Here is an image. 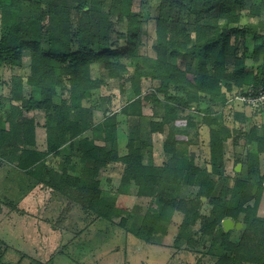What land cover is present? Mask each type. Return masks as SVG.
<instances>
[{"label": "trees", "instance_id": "16d2710c", "mask_svg": "<svg viewBox=\"0 0 264 264\" xmlns=\"http://www.w3.org/2000/svg\"><path fill=\"white\" fill-rule=\"evenodd\" d=\"M143 2L0 0V70L10 72L1 82L7 93L0 95V159L66 196L68 210L83 201L84 209L105 219L121 210L102 197L99 176L109 165L123 163V184L156 201V210L148 209L141 219L138 238L150 242L179 212L176 242L204 246L206 237H215L209 252L215 251L216 264H264V217L257 214L264 172L255 183L222 175L223 145L230 135L225 127L209 131L213 173L179 158L176 149L194 141L198 122L191 107L203 111L201 104L264 88V0H158L153 15L141 12ZM145 40L147 52L141 50ZM25 53L26 76L20 72ZM112 83L131 100L121 114L109 112L96 121L111 103L105 92ZM148 101L163 108L149 126L157 136L167 131L163 148L172 156L169 163L153 164L149 154L143 162L150 146L136 128L121 155L120 117L141 116ZM36 112L43 113L44 151L36 148ZM257 114L261 130L253 127L247 138L264 153V111ZM61 149L60 171H44V158ZM67 167L77 170L71 175ZM250 170L257 173L251 164ZM185 186H197L196 196H182ZM203 198L211 206L208 214L201 212ZM226 218L242 223L235 243L222 227Z\"/></svg>", "mask_w": 264, "mask_h": 264}, {"label": "rangeland", "instance_id": "374dc122", "mask_svg": "<svg viewBox=\"0 0 264 264\" xmlns=\"http://www.w3.org/2000/svg\"><path fill=\"white\" fill-rule=\"evenodd\" d=\"M157 5L158 0H144L140 10L143 14L153 15ZM144 43L146 45V40ZM145 45L141 50L147 52ZM29 64V56L25 53L20 71L24 76L29 72ZM179 65L182 66L181 63ZM9 75V71L0 70V95L7 93L1 82L7 80ZM239 94L243 93H236L224 103L216 101L211 105L201 104L203 111L197 112L191 107L189 114L198 122L194 141L188 145L178 144L177 155L179 158L192 160L193 165L201 171L213 173L209 131L225 127L230 135L223 145L222 175L255 183L260 173L264 172V153L256 152L253 141H248L247 135L253 127L261 130L262 116L257 114V109L240 103L242 95ZM105 95L111 97V103L99 111L96 120L99 122L109 112L121 114V109L131 100L128 92L121 96L114 83ZM142 112L141 116L123 114L120 117L121 155L127 154L128 136L131 129L136 128L140 129V137L150 146L149 153L146 151L144 154L143 162L147 164L150 159L153 164L163 161L169 163L172 156L163 148L167 131L157 136L150 132L149 126L151 117L162 116L163 108L148 101L143 104ZM235 112L244 113V120L235 119ZM207 116L216 122H204L203 118ZM157 120L159 118L154 117V121ZM35 122L36 148L44 151L46 145L42 112L35 113ZM88 135L90 136L89 133ZM77 141L75 139L76 144ZM62 149L57 156L48 155L44 158V171H60V165L65 159ZM148 154L151 156L149 159ZM239 163L241 169L235 172ZM250 164L254 170L257 169V173L251 174ZM68 167L72 168V165ZM68 170L72 175L77 169L74 172L70 168ZM123 173L124 164L115 163L109 165L99 176L102 197L111 198L121 210L117 215L113 213L110 219H105L84 209L83 201L75 203L73 210L72 207L68 210L69 199L66 196H61L49 185L30 176L27 171L18 169L15 163L0 159V264H216L218 257L215 251L212 254L209 252L215 237H206L204 246L195 247L184 241L176 242L182 223V214L179 212H175L172 221L166 223V231L155 233L150 242L138 238L136 232L141 219L148 209L156 210V201L140 196L136 186L123 184ZM217 177L216 174L213 175L214 179ZM197 190V186H185L180 194L195 197ZM259 199L257 214L264 217V190ZM203 201L201 212L208 214L211 206L206 199L203 198ZM254 201L253 198L249 202L251 207H254ZM239 237V231L231 230L228 241L235 243ZM219 240L217 238V244Z\"/></svg>", "mask_w": 264, "mask_h": 264}, {"label": "built area", "instance_id": "2783aa9c", "mask_svg": "<svg viewBox=\"0 0 264 264\" xmlns=\"http://www.w3.org/2000/svg\"><path fill=\"white\" fill-rule=\"evenodd\" d=\"M242 95V94H239ZM239 99L242 103H246L252 109L264 111V88L260 87L258 90L250 91L247 95H242Z\"/></svg>", "mask_w": 264, "mask_h": 264}, {"label": "water", "instance_id": "95a60500", "mask_svg": "<svg viewBox=\"0 0 264 264\" xmlns=\"http://www.w3.org/2000/svg\"><path fill=\"white\" fill-rule=\"evenodd\" d=\"M241 169V164H237L235 167V172H239ZM222 227L224 229L225 232H229L231 230H237L239 231L242 228V223L240 222H235L234 220L230 219V218H226L224 220H222Z\"/></svg>", "mask_w": 264, "mask_h": 264}, {"label": "crops", "instance_id": "0c3cea01", "mask_svg": "<svg viewBox=\"0 0 264 264\" xmlns=\"http://www.w3.org/2000/svg\"><path fill=\"white\" fill-rule=\"evenodd\" d=\"M73 210V209H72Z\"/></svg>", "mask_w": 264, "mask_h": 264}]
</instances>
